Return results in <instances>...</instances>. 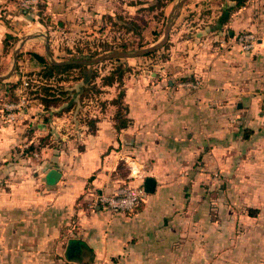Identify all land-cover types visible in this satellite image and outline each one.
<instances>
[{
	"label": "crops",
	"instance_id": "1",
	"mask_svg": "<svg viewBox=\"0 0 264 264\" xmlns=\"http://www.w3.org/2000/svg\"><path fill=\"white\" fill-rule=\"evenodd\" d=\"M95 83L101 92L115 87ZM153 83L123 85L127 123L119 129L110 111L115 95L94 98L84 113L79 106L51 115L62 127L41 135L56 145L43 150V192L30 203L43 210L0 227V264H264V95L222 79L205 80L190 94L172 80ZM228 151L238 161V240L230 248L220 235L226 227L210 223L208 208L194 207L204 193L181 190L199 182L205 167L226 168ZM126 157L155 189L135 210L111 213L91 200L143 182L128 178ZM206 215V223L195 218Z\"/></svg>",
	"mask_w": 264,
	"mask_h": 264
},
{
	"label": "rangeland",
	"instance_id": "2",
	"mask_svg": "<svg viewBox=\"0 0 264 264\" xmlns=\"http://www.w3.org/2000/svg\"><path fill=\"white\" fill-rule=\"evenodd\" d=\"M19 1L0 0V76L6 75L15 64V70L0 81V227L11 225L20 213L43 210V206L37 208L30 203H34V193L43 192L42 182L38 181L39 164L45 153L43 150L47 145H56L46 135L41 136L51 125H58L57 119H53L55 124L51 123L52 114L61 115L68 110L74 113L79 106V112L90 111L94 98L116 97L118 91L124 89L123 85L134 88L140 80L148 81L149 88L154 86L156 79H162L165 84L167 80H172L180 93L190 94L200 89L205 80L222 79L231 84L233 81L243 83L252 95H264V0H244L240 8L229 9L223 23L219 18L233 5L230 0H186L180 8L175 7L179 0H174L163 8L164 18L154 17L157 9L137 10L155 0H37L32 11L34 18L20 12ZM175 13L167 47L152 55L119 61L105 60L94 66L93 69L99 73L95 81L100 84V76L120 63L126 69L121 85L115 84V87L102 92L99 90V93L90 88L83 91L80 88V71L74 69L67 80L53 84V88L59 85L58 91H68L57 94L61 99L59 104L43 110L34 92L40 88L42 81L35 74L28 53L36 51L45 54L44 36L48 38V47L55 61L99 51L106 43L135 41L128 49L135 50L138 49V41L143 44L141 48H145L161 40L168 18ZM115 14L135 18L142 27L141 34L126 32L122 22L114 24L108 19L114 18ZM38 18L42 19L41 23ZM246 32L256 38L253 49L247 52L234 42L237 35ZM6 34L17 40L8 39L4 43ZM27 36L29 38L26 39ZM23 39L18 52L21 56L14 62L13 53ZM19 80L21 83L11 89L10 86ZM189 81H198L199 87L181 86V83ZM72 90H75L73 97ZM82 97L93 103L82 105ZM20 100L24 101L21 106H9L16 105ZM66 107L69 108L66 110ZM116 109V105L110 107V111ZM12 114L15 117L9 118ZM233 119L230 122L235 129L238 117ZM232 152H227L226 168L205 167L201 170L204 175L199 182L180 187L189 194L192 191L204 193L195 196L194 207L208 208L210 223L226 227L225 233L220 234L226 236V248L234 247L238 240V161L231 158L235 153ZM93 199L91 202L95 203ZM195 218L199 222L205 218L203 222H207V215ZM71 224H74L73 221ZM8 241L6 239V243ZM75 250H79V246ZM74 251L70 250V255L67 254L74 255Z\"/></svg>",
	"mask_w": 264,
	"mask_h": 264
},
{
	"label": "trees",
	"instance_id": "3",
	"mask_svg": "<svg viewBox=\"0 0 264 264\" xmlns=\"http://www.w3.org/2000/svg\"><path fill=\"white\" fill-rule=\"evenodd\" d=\"M174 0H155V2L153 3H149L146 7H139L137 10H148V11H152L154 9H157V13L155 14L154 17H158V18H164V12H163V8L168 4L171 3ZM230 2L233 3V5H231L230 7H228V9H226L223 14L221 15V17L219 18L220 23H223L225 16L227 17L229 14V9L230 10H235L240 8L243 4H244V0H230ZM41 7V4L39 6V8ZM39 11V9H38ZM20 12L23 15H27V16H32V11L30 10H26V9H20ZM41 12V8L40 11ZM32 18H34V16H32ZM108 19H110L111 21L114 22V24L117 21L122 22L123 26H125V31L126 32H131L132 34H141V30L142 27L140 26V24L137 22V20L133 17H131L130 15H128L127 18H125L123 15L121 14H115L114 18L113 17H108ZM41 18H38V22H42ZM8 39H15L13 36L6 34L5 38H4V43H6ZM17 40V38L15 39V41ZM168 42V41H167ZM167 42L160 48L156 49L155 51L146 53L142 56L145 55H152L154 53H156L159 49H163L165 47H167ZM135 43V41H122L116 44H109L106 43L102 46L101 50H95L92 51L91 53L87 54V55H83L80 54L77 57H72L68 60H73V59H91L94 58L96 55H98L101 52H110V51H127L133 44ZM142 42L138 41L137 42V47L138 49H140L142 47ZM29 55V61L32 62V66H33V70L35 71V74L38 76V78L42 81V85L40 86V88L38 90H35L34 92H36L35 96L36 98H38L40 105L42 106L43 110H47L49 108L52 107H56L59 102L61 101L60 97L57 96V94H65L67 91V89H64V91H58V89L60 88L59 85H57L58 87L53 88V84L59 83L61 81H65L67 80L71 73L72 70L74 69H79L80 71V78H81V85L80 88L83 91H86L88 88L93 89L94 92L99 93V88L96 86L95 83V79L99 76V73L94 70V66L96 64H81V63H66V64H53L51 63V61L49 60V58L46 56V54H41L38 52H30L28 53ZM21 56V53L17 54V58H19ZM97 57V56H96ZM140 57V56H138ZM16 58V60H17ZM122 58H110L107 60H116L119 61ZM105 61V60H103ZM102 61V62H103ZM127 69H129L127 67ZM125 70L122 65L120 63H118V65L114 66V68H112L107 74L100 76L101 79V85H107V86H112L114 84H116L117 86L121 85L123 82V75L125 73ZM21 81L19 80L17 83H14L10 86L11 89L15 88V86H17L18 84H20ZM75 94V90H72V97ZM77 95V94H76ZM125 95L124 90H119L117 96L112 100V103L114 105L117 106V109L115 110L114 113V117L116 118V128H122L124 126H126L127 120H124V114L127 111L126 107L123 105V97ZM71 97V98H72ZM72 104V102L70 103V105ZM69 107H66V110ZM145 177L147 176V173L144 175V177L142 178L143 181L145 179ZM137 185H142L143 186V182L141 184H137ZM140 207V206H139ZM135 210V209H134ZM250 213H252L250 211Z\"/></svg>",
	"mask_w": 264,
	"mask_h": 264
},
{
	"label": "built area",
	"instance_id": "4",
	"mask_svg": "<svg viewBox=\"0 0 264 264\" xmlns=\"http://www.w3.org/2000/svg\"><path fill=\"white\" fill-rule=\"evenodd\" d=\"M37 0H20L19 6L22 9L33 11L36 8ZM255 36L252 33H240L234 39V42L237 46L243 51H250L255 45ZM24 85H27L26 82H23ZM181 86L184 88L196 89L199 87L198 81H189L181 83ZM24 101H19L16 105L11 104L10 107H18L23 104ZM8 106V105H7ZM15 115H9V118H14ZM36 155V154H34ZM125 163L129 170V179L134 178H143L144 168L140 167L139 164L131 159L126 157ZM147 197V193L144 190L142 185L123 183L122 185L117 186L111 193H100L95 197V203L99 204L104 210L111 213H119L125 211H132L139 206H141Z\"/></svg>",
	"mask_w": 264,
	"mask_h": 264
},
{
	"label": "water",
	"instance_id": "5",
	"mask_svg": "<svg viewBox=\"0 0 264 264\" xmlns=\"http://www.w3.org/2000/svg\"><path fill=\"white\" fill-rule=\"evenodd\" d=\"M185 1L186 0H179L176 3L175 7L180 8ZM176 15H177V13L172 14L168 18L162 39L159 40L157 43H155L151 46L145 47V48H140V49H135V50H127V51H118V50L110 51V52L100 54L97 57H94L91 59H73V60H65V61H55L52 58V54H51L49 47H48V38H47V36H44L46 39V41H45V54L49 58L51 63H53V64H66V63L96 64V63H100L103 60H107L110 58L128 59V58H134V57L142 56L146 53L155 51L156 49L162 47L168 41L169 31H170L171 25H172L173 20L176 17ZM27 38H29V36H27L26 39ZM23 42H24V39L21 41L19 47H17L13 53L14 62L16 61L17 54H18V52H20V47L23 44ZM14 70H15V64H13V66L11 67V69L9 70V72L6 75L0 76V81H4ZM143 187H144V190L146 191V193H152L155 189V180L149 176L145 177V179L143 181Z\"/></svg>",
	"mask_w": 264,
	"mask_h": 264
}]
</instances>
